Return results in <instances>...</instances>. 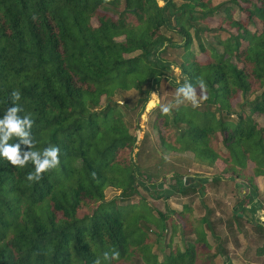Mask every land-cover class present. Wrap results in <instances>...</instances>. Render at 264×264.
<instances>
[{"label":"trees","instance_id":"obj_1","mask_svg":"<svg viewBox=\"0 0 264 264\" xmlns=\"http://www.w3.org/2000/svg\"><path fill=\"white\" fill-rule=\"evenodd\" d=\"M160 1L0 0V119L12 106L10 93L19 89L21 115L30 113L34 119V150L60 149V165L43 173L39 182L26 180L34 171L31 163L15 168L0 157V264H94L97 258L109 264L103 253L111 249L120 258L110 264H215L218 255L227 257L221 244L213 251L208 243L209 235L215 243L221 241L205 218L187 220L188 229L182 225L184 247H176L164 263L153 256L150 223L158 230L155 238L162 240L169 230L168 216L160 213L156 221L145 203L140 209L141 204L130 201L146 183L156 192L162 186L145 177L131 158L139 138L116 98L132 89L140 92L135 109L139 127L151 93L164 81L175 85L174 68L179 84L204 79L202 103L217 112L229 115L231 102L241 96L234 122L214 114L201 119L184 104L171 115L156 109V116L176 137L172 143L162 138L163 146L174 154L189 151L209 167L219 159L209 143L221 133L230 154L226 171L249 192L236 203L242 212L259 195L256 178L264 177V129L253 120L264 118V71L254 69L264 66V0H250L248 7L240 0L215 5L213 0H183L179 5L162 0L164 7ZM214 17L220 20L216 31L227 36L215 37L208 47L198 43L206 57L202 63L191 51L193 38L210 31L198 22ZM167 32L179 36L180 43ZM243 42L248 48L239 68L229 55L238 53ZM174 48L183 51L181 61L169 63L164 57ZM9 143L20 140L13 137ZM175 183L171 193L194 191L184 182ZM108 188L119 193V201L107 200ZM155 195L168 200L163 192ZM84 204L90 211L82 215ZM232 215L240 228L244 219L237 212ZM255 228L264 230L258 224Z\"/></svg>","mask_w":264,"mask_h":264},{"label":"rangeland","instance_id":"obj_2","mask_svg":"<svg viewBox=\"0 0 264 264\" xmlns=\"http://www.w3.org/2000/svg\"><path fill=\"white\" fill-rule=\"evenodd\" d=\"M174 1L177 5L183 2V0ZM220 1L221 0H213V5L218 4ZM240 1L243 7H248L251 4L250 0ZM159 5L164 7L165 2L161 0ZM235 17H238V14ZM240 19L242 24L246 23L245 15H242ZM219 22L220 20L218 17H214L213 19L210 18L205 23L198 22V25L202 26V28L207 27L210 30L205 33L198 32L193 38V46L191 51L196 55L197 60L202 63L206 61V57L199 52L198 43L208 47L209 45L207 44L211 43L214 45L215 37L220 36L221 39H225L227 36L226 33L216 31L219 27ZM93 25H98V21L96 19H93ZM257 27L260 33L262 28L259 24H257ZM166 34L173 42L180 43L179 36L168 32ZM247 48V43L243 42L242 48L238 53H232L229 55V57L232 59V62L239 68L243 67L242 62L240 61ZM220 49L222 48L219 47V50ZM137 54L139 53H136L135 55ZM182 54L183 51L181 49L174 48L170 49L164 58L169 63H178L181 61ZM254 69L258 72H263L264 66L256 65V68ZM173 77L175 79V85L164 81L157 89V92H155L159 96L158 100L152 96L150 97L146 112L139 120V127L137 126L138 121L135 120V109L139 108L138 99L139 96L141 97L140 92L132 89L128 91V93L116 98L117 101L121 102L120 110L123 113L126 124L131 128L134 135L139 138L131 158L134 160L145 177L151 178L152 183L162 186L161 190L157 188V192H163L165 194L164 196L168 199L166 200L164 198L158 200V195H155L157 192L154 189L149 188L151 184L146 183V186H143L141 189H139L140 194L135 196L130 201L132 205L139 206L141 203L143 205L146 204V209H151L150 211L153 214L152 217H154L156 221L160 219V213L168 216L167 227L169 230L166 233L164 239L160 240L155 238L154 234L158 232V230L155 228L154 223H150V228L154 230V233H152V231L148 233L150 240L155 241L153 243L151 253L153 256L158 258V262L160 263H164L166 257H168L176 247H180L181 249L184 247V241L186 238H184L185 230L182 225L188 226V221H192L197 218H205L210 221L212 220L214 228L220 226L218 228V232L221 230L222 232H226L228 228L229 232L234 231L230 212L234 205H236L238 199H240V197H244L245 195V193H243L244 188H240L242 185H244V183L242 181L238 182L236 178L234 179L231 174L226 171L228 168V163L225 160L229 159L230 154L223 142L224 137L221 135V133L217 134V136L215 135L209 143L210 147L213 148L219 155V159L212 167H209V164L205 162L195 159L193 154L189 151L182 154H174L165 146H163L162 138L167 137L172 143L175 141L176 137L174 134H170L168 130L164 128L162 121L158 123V118L156 116L158 111L156 109H159L160 103H166L174 100L175 88L181 79L179 70L177 68H174L173 70ZM199 94L200 91H197L198 96ZM241 99V96H239L231 102L229 115H226V112L223 110L217 112L213 108L204 106L202 103L203 99L200 100V106L197 108H193L190 103H185L184 105H187L189 110H191L192 113L199 115L201 119L206 118L210 120V115L214 114L218 120L225 119L227 122H234L237 114H240L241 112V109L238 106V104L241 102ZM127 111L129 114H127ZM253 120L260 128L264 129L263 117L254 116ZM195 122L197 121L195 120ZM128 157L130 158V155H128ZM248 168L253 169V165L249 164ZM217 179L220 181L218 183L214 182V180ZM176 180L179 182H184L186 184V188H193L194 191H189L186 196L178 195L176 191L175 193H171L172 190L170 187L175 186ZM255 182H258L262 185L261 197L264 200V177L256 178ZM106 198L109 201L115 199L118 200L120 195L118 192H116V190L108 188L106 190ZM119 203L122 205L121 202ZM142 204L141 207L139 206L140 209H142ZM85 205L86 204H84V209L81 212L82 215L83 212L88 213L90 211L88 206ZM217 213H219L220 216H217ZM188 228L189 226L186 229ZM189 239L192 238L189 237ZM208 243L212 248H215V242L213 239L209 238ZM231 257L234 258L235 263H238V256L232 255ZM137 259L140 258L137 257ZM252 259L253 258L248 260L251 263H254V259ZM220 263L221 260L218 261V264ZM119 264L126 263L121 262ZM142 264L145 263L143 262Z\"/></svg>","mask_w":264,"mask_h":264},{"label":"clouds","instance_id":"obj_3","mask_svg":"<svg viewBox=\"0 0 264 264\" xmlns=\"http://www.w3.org/2000/svg\"><path fill=\"white\" fill-rule=\"evenodd\" d=\"M107 2V0H106ZM36 17H33L35 19ZM197 88L200 90L197 95ZM207 85L203 78H198L195 85L186 82L179 84L175 88L174 100L160 103L159 108L162 114H169L174 108L190 103L193 108L200 106V100L206 99L205 91ZM153 98L159 99L157 93L152 92ZM12 106L8 107L2 119H0V157L6 159L15 168H24L29 163L34 166V171L26 175L28 182H39L43 178V173L56 169L60 165V149L58 146H48L43 150H34L36 141L32 136L31 129L34 125V119L30 113L23 116L24 111L20 106L21 92L14 89L10 93ZM19 138L20 144L26 146L28 151H22L20 144L9 143L10 140ZM257 217L264 223V211L257 213ZM120 258V252L111 249L103 253V261H117ZM94 264H102L101 259L97 258Z\"/></svg>","mask_w":264,"mask_h":264},{"label":"crops","instance_id":"obj_4","mask_svg":"<svg viewBox=\"0 0 264 264\" xmlns=\"http://www.w3.org/2000/svg\"><path fill=\"white\" fill-rule=\"evenodd\" d=\"M225 182V181H224ZM226 183V182H225ZM241 186V185H240ZM257 189L259 192V195L254 194L253 197V203L247 204L244 206V210L242 212H238L239 208L238 205H234L233 209H231V220H232V213L237 212L240 217L244 219V221H241L240 228L236 226V223L232 220L234 231L229 232V228L226 230V232H220L219 227H216L215 229V235L217 238H219L220 242L214 243L215 251L216 246L221 244V250H225L227 252V257H224L223 255L218 257L215 260V264H218V261L221 260L220 264H264V230H258L255 228V224L260 225L262 228H264V223L260 221V219L257 217V213L260 211H264V200L261 197V188L262 185L257 182ZM244 188L245 195L244 197H240V199L246 198L247 192L246 185H242ZM239 188V189H240ZM242 190V189H240ZM260 205L262 206V209L260 210ZM252 208H255L257 211L254 213L247 212V210H250ZM217 216H220L219 213L216 214ZM219 220V219H217ZM222 221V220H219ZM212 223V220H211ZM229 223V222H228ZM212 239L209 235L208 239ZM249 242V243H248ZM214 251V250H213ZM220 253L222 251H219ZM232 255L238 256L239 261L238 263H235L234 258L231 257ZM252 256V257H251ZM253 258V262L251 263L248 259Z\"/></svg>","mask_w":264,"mask_h":264},{"label":"water","instance_id":"obj_5","mask_svg":"<svg viewBox=\"0 0 264 264\" xmlns=\"http://www.w3.org/2000/svg\"><path fill=\"white\" fill-rule=\"evenodd\" d=\"M171 188H172V187H170V189H171ZM177 192H178V190H177ZM253 202H254V201H253V199H252V200H251V203H253ZM251 203H250V204H251Z\"/></svg>","mask_w":264,"mask_h":264}]
</instances>
